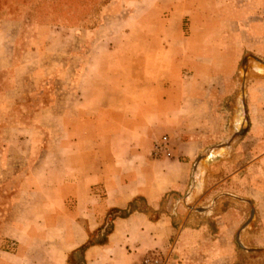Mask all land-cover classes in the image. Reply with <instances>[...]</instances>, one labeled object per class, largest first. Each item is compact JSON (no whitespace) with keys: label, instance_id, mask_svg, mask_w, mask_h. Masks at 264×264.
Masks as SVG:
<instances>
[{"label":"crops","instance_id":"1","mask_svg":"<svg viewBox=\"0 0 264 264\" xmlns=\"http://www.w3.org/2000/svg\"><path fill=\"white\" fill-rule=\"evenodd\" d=\"M106 11L99 27L79 41V67L59 73L75 76L72 100H40L44 108L34 124L54 130L55 139L38 147L35 127H14L0 166V192L7 184L14 189L0 223V264H74L71 255L89 242L82 264H137L149 251L166 264H185L183 253L195 246L184 237L203 229L183 207L211 189L220 156L239 148L223 141L206 147L205 141L216 140L207 130L222 119L219 104L235 93L243 54L264 45V0H121ZM17 53L14 44L7 61L0 51V75L12 82L0 96L3 106H19L18 96L43 91L17 81L41 74L29 69L44 55ZM6 64L9 71H3ZM248 78L243 142L256 133L259 87ZM60 107L75 109L70 128L62 113L52 116ZM162 136L169 156L152 158ZM20 155L23 169L15 163ZM193 172L197 185L190 183ZM183 192L184 206H174L173 196ZM218 197L197 212L214 214ZM139 201L143 210L134 208ZM133 202L126 216L112 218L102 241H92L115 211H128Z\"/></svg>","mask_w":264,"mask_h":264},{"label":"rangeland","instance_id":"2","mask_svg":"<svg viewBox=\"0 0 264 264\" xmlns=\"http://www.w3.org/2000/svg\"><path fill=\"white\" fill-rule=\"evenodd\" d=\"M119 3L121 0H0V40L3 39L0 51L6 60H9L14 44L17 55L24 58L35 59L38 51L44 55L41 62L29 67L30 71L34 70L41 74L28 75L17 81L22 86L24 84L41 86L42 93L31 95L26 92L27 95L18 96L19 106L16 107L0 104V166L4 164L1 159L6 156V148L15 140L14 127L16 126L35 127L38 147H42L44 141V146L46 145V138L48 141L55 139L54 130L50 131L48 128L45 131V128L34 124L36 113L44 108L39 106L40 100H44L45 103L56 98L66 99L68 102L72 100L74 95L70 90L75 83V76L72 74L61 76L59 73L66 69L71 72L79 67L80 62L78 58H75V54L84 52V49L79 48V41L90 35L105 20L108 15L106 8L109 4ZM118 17V15L114 17L112 22L117 21ZM261 46L262 48L259 49ZM261 46L256 44L255 49L243 54L233 76L236 83L235 93L230 102L219 104L216 111L222 117V122L218 118V122L212 124L207 130L216 140L211 138L205 141L206 147L223 141L225 143L223 146L239 145L237 152L232 150L227 155L220 156L222 160L217 167L213 168L214 174L210 178L211 189L187 203L188 206L182 205L186 193L178 194V197L172 195L175 200L173 205L180 204L181 207L184 206V209L190 208L195 215L190 222L194 227L201 226L203 229L200 233L187 234L188 236L184 237L185 243L191 245H188L189 247L195 246V250L183 253L185 264H264V76L250 71L246 76V80L247 77L250 78L249 82L253 83L255 79L259 88L255 97L257 108L253 109L256 133L253 138L249 137L244 142L242 139L248 130L246 91L244 108L240 112L237 111L240 101L241 63L248 56L261 58L260 60L264 62V45ZM251 63L249 59L248 67ZM7 66L8 64L3 71H9ZM257 70L258 74L262 73L260 68ZM250 74L252 75L249 76ZM11 85L10 76L0 75V96ZM8 99L10 97L5 98V101ZM51 110H54L52 116L62 113V116L67 117V127L70 128L75 115L74 108L60 107ZM238 119L240 122L243 121L241 127L236 126ZM166 136L160 137L159 141ZM174 138L175 136L171 140ZM19 147L25 153L24 146L19 145ZM232 154H235V158ZM151 157L154 158L152 151ZM7 158L8 156L5 157L6 161ZM199 158L197 156L193 163ZM24 159V155H20L17 159L15 163L18 168L21 166L23 169L27 165ZM198 174L193 172L190 183L197 185ZM216 184L221 186L217 189L213 188L217 186ZM1 190L0 223L9 205L7 201L14 189L7 184L3 185ZM218 196H223L220 197L223 199L216 205L214 214L197 212L204 210L205 205H210L211 199L215 200ZM134 208L143 210L145 204L139 201ZM156 214L158 217L160 213L156 211ZM109 226L110 223H105L99 236L92 237V241H102V235ZM69 260L74 264H82L81 253L74 252Z\"/></svg>","mask_w":264,"mask_h":264},{"label":"water","instance_id":"3","mask_svg":"<svg viewBox=\"0 0 264 264\" xmlns=\"http://www.w3.org/2000/svg\"><path fill=\"white\" fill-rule=\"evenodd\" d=\"M249 59L251 60V66L248 67V61ZM257 68H260L262 70V73L261 74H258V70ZM252 72L253 74H257V75H261V76H264V62L261 61L260 59L254 57V56H248V57H245L241 63V70H240V73H241V85H240V91H239V107L237 109V111H241L244 106H243V102H244V99H245V82H246V76L248 74V72ZM240 117V116H239ZM243 123V121H241ZM239 123L237 125V122H236V126L238 127H241L242 123ZM224 147H227V146H224ZM208 157V156H207ZM218 155H216L215 158H217ZM214 160V158H210V159H207L209 161L211 160ZM206 160V158L204 159ZM195 168H197V165L195 166ZM113 216H110L108 219H107V222L106 223H111V220H112Z\"/></svg>","mask_w":264,"mask_h":264},{"label":"built area","instance_id":"4","mask_svg":"<svg viewBox=\"0 0 264 264\" xmlns=\"http://www.w3.org/2000/svg\"><path fill=\"white\" fill-rule=\"evenodd\" d=\"M166 137H163L153 146L152 155L155 158L161 155L169 156ZM137 264H166L164 258L156 251L147 252Z\"/></svg>","mask_w":264,"mask_h":264},{"label":"trees","instance_id":"5","mask_svg":"<svg viewBox=\"0 0 264 264\" xmlns=\"http://www.w3.org/2000/svg\"><path fill=\"white\" fill-rule=\"evenodd\" d=\"M103 4L105 5V2H104ZM133 204H134V202L130 204V206H129V208H128V211H127V210H126V211H115V215H113V218H114V217H124V216H126V215L128 214V212H130V211L132 210V206H133ZM130 208H131V209H130ZM110 227H111V225H110L109 228L107 229V232H108V230L110 229ZM107 232H106V233H107ZM98 243H100V242H97L96 244H98ZM91 244H92V243L89 242L87 245L81 247L80 249H78L77 253H81V252H83V250H84L88 245H91Z\"/></svg>","mask_w":264,"mask_h":264}]
</instances>
